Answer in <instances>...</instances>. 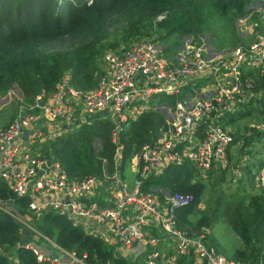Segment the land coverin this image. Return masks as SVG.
I'll return each mask as SVG.
<instances>
[{
	"label": "trees",
	"instance_id": "obj_1",
	"mask_svg": "<svg viewBox=\"0 0 264 264\" xmlns=\"http://www.w3.org/2000/svg\"><path fill=\"white\" fill-rule=\"evenodd\" d=\"M253 1L0 0V94L17 85L30 106L38 96L46 99L52 95L66 73L70 74V83L76 88L95 90L104 75L102 63L107 51L119 50L125 43L150 38L154 33L168 44L167 51L175 52L173 48L181 43L179 40L169 43L172 36L193 34L200 44L203 24L214 14H219L232 26L248 14ZM252 73L258 96L237 113L220 118L221 124L235 127L226 163H220L203 177L191 162L173 164L161 174L148 177L143 189L155 191L162 199L163 190L170 195L192 196L188 205L176 208L177 225L191 235L209 230V243L210 239L215 242L214 229L225 216L243 245L228 254L221 253L240 263L264 264V190L255 185L264 159L257 163L246 162L242 167L243 177L236 181L239 185L236 191H220V187L232 183L235 176L231 175L228 163L233 162L235 168L241 164L243 154L254 155L259 151L252 149L255 145L264 146V75ZM183 97V94L179 96ZM176 100V96L155 97L147 111L123 125L119 134L120 163L116 159L117 145L113 142L114 125L103 115L64 130L41 148H34V152L59 161L73 180L103 176L104 172L113 173L119 168L126 179L124 171L131 167L133 157L146 144L157 143L167 126L166 117L153 106L156 103L174 106ZM9 199H13L12 210L16 215L29 217L41 233L62 248L76 252L89 264L145 263V260L116 254L100 236L91 234L65 214L53 210L33 214L28 209L30 199L16 196L1 181L0 200ZM98 200L104 202L102 196ZM201 203L206 204L205 209L199 207ZM24 228L14 215L0 209V264H9V255L17 257L19 264H51L39 261L31 249L22 246L31 237L29 233H22Z\"/></svg>",
	"mask_w": 264,
	"mask_h": 264
},
{
	"label": "built area",
	"instance_id": "obj_2",
	"mask_svg": "<svg viewBox=\"0 0 264 264\" xmlns=\"http://www.w3.org/2000/svg\"><path fill=\"white\" fill-rule=\"evenodd\" d=\"M257 10L260 34L256 41L231 52H210L193 42L175 64L164 56V46L155 38H143L105 53L104 75L95 90L78 89L69 77H63L47 101L38 96L35 104L0 127V182L16 196L28 197L33 214L50 210L65 214L125 258L136 259L135 249L145 244L144 264H178L179 258L191 252L197 257L196 264H259L240 263L217 251L209 243V230L191 235L178 227L176 208L188 205L192 196L174 194L162 199L155 191L143 189L148 177L173 164L191 162L204 175L226 163L234 136L220 118L257 97L250 74H264V2ZM181 94L186 97L179 98ZM159 96H176L177 100L168 108L170 117L159 141L146 144L131 166L136 175L133 183L119 169L73 180L59 161L32 151L61 135L66 125L81 126L103 115L114 125L113 142L120 163L123 125ZM256 183L264 190V162ZM100 196L104 202L98 200ZM12 201L0 200V209L36 232L22 246L31 249L39 261L89 264L25 223L12 210ZM9 259V264H19L14 255Z\"/></svg>",
	"mask_w": 264,
	"mask_h": 264
},
{
	"label": "rangeland",
	"instance_id": "obj_3",
	"mask_svg": "<svg viewBox=\"0 0 264 264\" xmlns=\"http://www.w3.org/2000/svg\"><path fill=\"white\" fill-rule=\"evenodd\" d=\"M262 3L263 2H261L259 0H254L250 4L251 10L248 11V14L244 18L235 21L232 26L230 24H227L225 19L223 17H221L219 14H214L211 17V20L209 22L203 24V27L201 30V35L199 36V39L201 42L200 45L206 46V48L210 52L216 51L218 53H222V52L226 53V52H231L232 50L239 48V47L248 46L249 44L255 42L257 39V36L260 34L259 33L260 28H257V26H256V24L259 22V18H260L259 17L260 12L257 9H259L260 6H262ZM148 37H150V36H148ZM159 37H160L159 34L154 33V34H152V37H150V38L157 39V41L164 46L163 47L164 48V56H166L170 62L175 63V64H178L180 62L181 55L183 54V52L185 51V48L189 44H191L193 42L197 43L195 41V37L193 34L184 35V36L182 35V37L172 36L169 39V43L172 44L173 42L178 41V40H179L178 43L181 42L180 45H177L176 47L173 48V51L175 49V52H172L170 50L167 51V49H169L168 44L166 42H163ZM144 38H146V37H144ZM141 39H143V38H141ZM138 40H140V39H138ZM131 42H134V41H131ZM131 42H129L128 45H130ZM123 45L125 47L128 46V45H126V43ZM102 67L104 70L105 69L104 59H103ZM254 73L256 75L259 72L254 71ZM250 75L253 77V73H251ZM263 75H261V76H263ZM65 78H67V77L65 76ZM254 81H255V79H254ZM255 87H256V85H255ZM198 95H201V93ZM184 97H186V96L184 95ZM189 99H193V97L192 98L189 97ZM26 106H29V105H27L25 103L23 94L20 92L18 87H16L15 85L12 88H10L7 93L0 94V127L8 126L16 118V116L19 114L21 109H26ZM150 107L151 106H149V104L147 106L143 107L144 109H146L144 111H147ZM153 108L155 110L161 112L166 117V121L168 122L170 114L168 113L169 112V110H168L169 105L167 103H156L153 106ZM239 109L230 112V114L237 113L239 111ZM139 115L140 114H131L128 122H130L131 120H134ZM243 121H246V120L244 119ZM254 125H256V124H254ZM223 126L226 127L227 129H232L231 132L233 134L235 133V127H232L231 124L223 125ZM261 127H263V126H261ZM95 144H96V146H99V143L97 141H95ZM238 147H239V145H237V148ZM232 149H235V147H233ZM252 149H257L259 151L254 152V155L243 154L241 157V159H242L241 164H239V166L234 168L233 162L228 163V167H230V170H231V175L232 176L235 175V176L232 180V183L228 182V184L222 186V188L220 187V191L222 189H224L225 191H226V189H230L232 192L236 191L239 187V185L236 181L238 180V178L243 177L244 173L242 171V167L246 166V162L253 160L252 163H257L259 160L264 159V146L255 145V147ZM140 152H138L133 157V160L131 161V164H130L131 166H133V164L135 163V160L139 156ZM124 173L127 176L126 177L127 182L133 183L135 181L136 175H135V172L132 171L131 167L127 168L124 171ZM201 175L203 177V176H206L207 174H205V175L201 174ZM231 175L228 174L227 178L230 179ZM255 185H256V187L260 188L257 185L256 181H255ZM226 192L230 193L229 191H226ZM238 193H240V192H238ZM163 194L164 195H170L168 193V191H166V190H163ZM199 207L201 209H205L206 204L201 203ZM22 219L25 223H28L29 225H31L32 228H34L36 231L38 230L37 228H35L32 220L29 217L23 216ZM22 231H23L22 233H24L25 235H28V233H29V235L31 233L30 236L33 235L32 234L33 230L29 227L25 226V228L22 229ZM33 232H35V231H33ZM35 234H36V232H35ZM213 234L215 237V242H212V240L210 239V241H211L210 244L212 246H214L217 249V251H219V252H225V254H228L230 251L235 250V249H239L243 245L242 239L228 225V222L225 219V216H222V218L220 220H218V225L214 229ZM8 253H11V252L8 251ZM139 260L142 261L143 259H139ZM254 262L259 263L258 261H250L248 263H254Z\"/></svg>",
	"mask_w": 264,
	"mask_h": 264
},
{
	"label": "crops",
	"instance_id": "obj_4",
	"mask_svg": "<svg viewBox=\"0 0 264 264\" xmlns=\"http://www.w3.org/2000/svg\"><path fill=\"white\" fill-rule=\"evenodd\" d=\"M69 77L70 78V74L69 73H66L64 75V77ZM19 88V87H18ZM192 89L190 88L189 91H191ZM194 91V90H193ZM185 93H187V89H185ZM194 93V92H192ZM188 96H190L191 94H187ZM51 96V95H50ZM49 96V97H50ZM200 96H203L205 97L206 96V93H201ZM48 98L45 99V101H47ZM39 112V111H38ZM68 129V127L66 128L65 127V130ZM64 132V131H63ZM35 149H33L32 151H34ZM146 246L145 244H140L136 249H135V252H134V256L136 257V259H143V256H144V251L146 250ZM186 257V258H185ZM185 258V259H184ZM145 260V259H143ZM197 263V257L195 254H193L192 252L189 254V255H186V256H183L181 258H179V261H178V264H196Z\"/></svg>",
	"mask_w": 264,
	"mask_h": 264
},
{
	"label": "water",
	"instance_id": "obj_5",
	"mask_svg": "<svg viewBox=\"0 0 264 264\" xmlns=\"http://www.w3.org/2000/svg\"><path fill=\"white\" fill-rule=\"evenodd\" d=\"M249 7H250V5H249ZM16 87H18L17 85H15ZM19 90H20V88H18ZM20 92L22 93V91L20 90ZM41 105H44V101H42L41 102ZM66 128H67V125L65 126ZM26 135H28V132H26ZM51 165V162L49 161L48 162V166H50ZM119 170H120V168H119ZM43 172H41V174H42Z\"/></svg>",
	"mask_w": 264,
	"mask_h": 264
}]
</instances>
